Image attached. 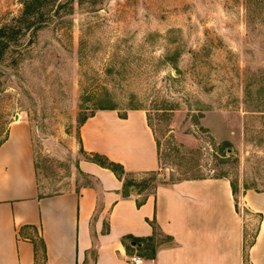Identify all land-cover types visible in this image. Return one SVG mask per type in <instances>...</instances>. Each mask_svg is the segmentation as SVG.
<instances>
[{
	"label": "rangeland",
	"instance_id": "rangeland-1",
	"mask_svg": "<svg viewBox=\"0 0 264 264\" xmlns=\"http://www.w3.org/2000/svg\"><path fill=\"white\" fill-rule=\"evenodd\" d=\"M28 1L0 0V28L23 27L0 59V141L31 126L41 193L94 184L80 127L108 108L147 112L159 168L126 176L145 190L203 177L234 182L238 201L264 190V0H55L22 23ZM239 209L248 246L261 216Z\"/></svg>",
	"mask_w": 264,
	"mask_h": 264
},
{
	"label": "crops",
	"instance_id": "crops-1",
	"mask_svg": "<svg viewBox=\"0 0 264 264\" xmlns=\"http://www.w3.org/2000/svg\"><path fill=\"white\" fill-rule=\"evenodd\" d=\"M80 137L85 153L120 163L125 178L159 168L144 109L124 115L100 109L81 125ZM80 169L94 184L41 193L31 126L24 121L10 126L0 145V264H131L134 254L142 264H264V190L243 191L237 208L226 177L141 191L125 189V178L90 160H81ZM239 204L261 216L248 246V218ZM150 237L153 256L146 248ZM133 238L142 242L133 245Z\"/></svg>",
	"mask_w": 264,
	"mask_h": 264
},
{
	"label": "trees",
	"instance_id": "trees-1",
	"mask_svg": "<svg viewBox=\"0 0 264 264\" xmlns=\"http://www.w3.org/2000/svg\"><path fill=\"white\" fill-rule=\"evenodd\" d=\"M53 2L55 0H31L28 2H25V9H24V18H23V22L22 23H26L27 20L29 21L31 18H34L35 16L40 17L41 20L38 21H42V18L44 16L45 11L42 10V7H45L48 3ZM21 23V25H22ZM34 25V22H28L27 26L25 27L26 29L31 28ZM22 27V26H21ZM18 28V29H9V28H0V59L3 55V53L5 52L6 48L9 46V37L10 34H16L19 35L22 32V28ZM7 30H10V32L7 33ZM7 137H5L6 139ZM1 140L0 141V145L3 143V141L5 140ZM89 159L96 162L97 164H99L100 166H103L105 168H108L110 170H112L115 175L120 178L123 179L125 178V170L123 168V166L115 161L110 160L108 157H106L105 155L99 154V153H91L89 154ZM150 172V173H154ZM148 174V173H146ZM231 185H232V189H233V194L235 196V200L237 202V208H238V190L234 184V182L231 181ZM125 189L135 186L138 187L141 191L145 190L147 188V183L143 182V183H139V182H135L133 180H128L127 178H125V183H124ZM142 201H139V204H141ZM155 228V233H156V226H154ZM170 238L167 237L166 240H169ZM147 250L148 253L153 256L154 255V251H155V245L153 243L154 237H150L147 239ZM135 242V244H139L142 242V240L137 239V238H133V241Z\"/></svg>",
	"mask_w": 264,
	"mask_h": 264
},
{
	"label": "built area",
	"instance_id": "built-area-1",
	"mask_svg": "<svg viewBox=\"0 0 264 264\" xmlns=\"http://www.w3.org/2000/svg\"><path fill=\"white\" fill-rule=\"evenodd\" d=\"M142 261H143L142 257H140L136 254L130 256V263L131 264H142Z\"/></svg>",
	"mask_w": 264,
	"mask_h": 264
},
{
	"label": "water",
	"instance_id": "water-1",
	"mask_svg": "<svg viewBox=\"0 0 264 264\" xmlns=\"http://www.w3.org/2000/svg\"><path fill=\"white\" fill-rule=\"evenodd\" d=\"M16 118H18V116H17ZM132 244H133V245H136L135 242H132Z\"/></svg>",
	"mask_w": 264,
	"mask_h": 264
}]
</instances>
